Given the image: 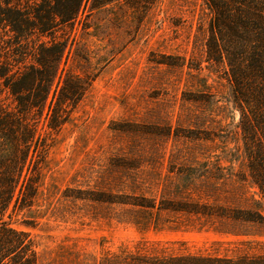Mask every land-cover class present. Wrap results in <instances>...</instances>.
<instances>
[{"label": "rangeland", "instance_id": "1", "mask_svg": "<svg viewBox=\"0 0 264 264\" xmlns=\"http://www.w3.org/2000/svg\"><path fill=\"white\" fill-rule=\"evenodd\" d=\"M209 18L202 0H119L88 5L64 32L56 86L66 73L89 86L59 130L39 121L37 195L10 209L38 264L125 252L264 264V221L218 215L264 216V207L241 156L231 87L206 61ZM0 103L13 108L5 92ZM141 198L162 209L135 207Z\"/></svg>", "mask_w": 264, "mask_h": 264}, {"label": "trees", "instance_id": "2", "mask_svg": "<svg viewBox=\"0 0 264 264\" xmlns=\"http://www.w3.org/2000/svg\"><path fill=\"white\" fill-rule=\"evenodd\" d=\"M114 1L119 0H0V93H7L13 103V108L0 103V264H38L34 240L11 225L10 209L29 208L37 195V158L46 147L39 121L59 130L89 86V80L68 73L56 86L68 46L64 32L88 5L99 9ZM202 1L210 12L206 61L223 71L231 87L241 156L259 197L257 205L264 207V0ZM140 200L133 205L159 209L155 202ZM220 211L218 215L234 220L264 221L259 211ZM200 262L211 260L125 252L101 264Z\"/></svg>", "mask_w": 264, "mask_h": 264}]
</instances>
